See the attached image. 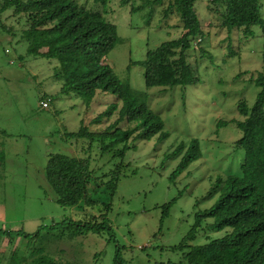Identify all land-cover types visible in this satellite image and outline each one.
I'll return each mask as SVG.
<instances>
[{"label":"rangeland","instance_id":"rangeland-1","mask_svg":"<svg viewBox=\"0 0 264 264\" xmlns=\"http://www.w3.org/2000/svg\"><path fill=\"white\" fill-rule=\"evenodd\" d=\"M77 1L89 10H103L94 0ZM120 2L111 0L107 7L106 17L119 35L109 63L120 81L161 116L167 136L130 144L117 194L110 201L103 194L94 207L65 209L53 200L44 178L46 154L63 148L78 152L74 141L67 143L63 138L77 133L83 124L100 131L113 123L116 117L101 126L91 125L114 97L100 94L87 107L80 98L60 94L57 63L28 55L27 43L21 40L25 22L12 11L1 16L2 26L12 28L16 37H9L0 27V229L30 236L44 230L37 240H0V264L14 246L44 247L51 257L68 264H115L118 254L125 264H181L188 248H176L194 228L196 214L215 204L217 196L210 194L211 189L219 179L241 174L244 152L233 148L241 133L233 126L218 128V124L240 118L239 101L254 105L258 89L250 79L264 70V32L254 28L253 40L240 31L229 34L218 27L217 15L206 9L208 0H200L205 40L188 51L199 83L147 89L140 62L149 49L178 39L181 22L178 17L164 18L166 3L152 11L131 13ZM143 3L137 0L136 5ZM231 50L237 55L230 56ZM47 98L52 99L50 108L43 109L41 103ZM192 139L200 142L201 159L171 180L181 160L173 151ZM95 151L93 166L101 173L121 162L111 157L112 152L101 157ZM108 201L110 211L103 205ZM167 205L171 206L165 215ZM103 214L100 221L113 227L117 243L106 231L63 234L45 230L67 219L90 221ZM212 223V219L204 222L191 245L224 236L209 227Z\"/></svg>","mask_w":264,"mask_h":264},{"label":"trees","instance_id":"trees-1","mask_svg":"<svg viewBox=\"0 0 264 264\" xmlns=\"http://www.w3.org/2000/svg\"><path fill=\"white\" fill-rule=\"evenodd\" d=\"M198 1L143 0L144 3L137 6V0H121V7H129L131 13L145 9L152 11L154 6L166 3L164 18L178 17L181 22L182 35L178 39L149 49L145 60L140 62L147 89L185 88L199 83L195 66L188 62V51L205 40ZM94 2L103 10H89L77 0H0L1 29L9 37H16L12 28L1 23V16L8 11L25 22L21 40L27 43L28 55L57 63L56 77L62 81L60 94L80 98L87 107L100 94L114 97V102L91 125L101 126L106 119L116 117L113 123L100 131H93L83 124L77 133H68L63 138L67 143L74 141L78 152L63 148L46 154L44 178L53 200L65 209L94 207L103 194L110 201L117 194L130 144L167 136L161 116L120 81L109 63V55L119 42L118 28L106 17L111 0ZM208 3L209 10L219 19L218 27L229 34L240 31L244 38L247 36L253 40L254 28L264 32L261 0H208ZM231 55H237V52L231 50ZM250 82L258 89L254 105L239 101L240 118L218 124V128L233 126L241 133L233 147L244 152L241 174L219 179L211 189L210 194L217 196L215 204L196 214L194 228L176 248H188L181 264H264V70L253 75ZM47 100L52 101L51 98L43 101ZM94 150L101 157L112 152L111 157L121 162L110 172L101 173L93 166ZM172 155L181 157L170 177L176 180L191 164L201 159L199 140L192 139L179 145ZM95 156L99 155L95 153ZM109 201L103 204L107 211L112 209ZM170 206H165V215ZM104 216H94L90 221L67 219L45 230L63 234L106 231L117 243L113 227L108 221H100ZM210 219L213 223L209 227L224 236L206 244L191 245L197 239L198 230L203 229L204 222ZM43 230L41 228L30 236L0 229V240L8 239L9 243L16 242V239L18 242L21 239L37 240ZM23 247L14 246L1 262L68 264L51 257L44 247ZM115 264H125L119 254Z\"/></svg>","mask_w":264,"mask_h":264},{"label":"built area","instance_id":"built-area-1","mask_svg":"<svg viewBox=\"0 0 264 264\" xmlns=\"http://www.w3.org/2000/svg\"><path fill=\"white\" fill-rule=\"evenodd\" d=\"M41 106H42L43 109H49V107H50V101L49 100L48 101H43L41 103Z\"/></svg>","mask_w":264,"mask_h":264},{"label":"crops","instance_id":"crops-1","mask_svg":"<svg viewBox=\"0 0 264 264\" xmlns=\"http://www.w3.org/2000/svg\"><path fill=\"white\" fill-rule=\"evenodd\" d=\"M200 1V0H199ZM199 1H198V3H199ZM198 3H197V10H198ZM261 5H262V9H264V0H261ZM206 9L207 10H209V3L207 2V5H206ZM199 12V11H198ZM209 36H210V34L209 33H207ZM99 96V95H98ZM97 96V97H98ZM96 97V98H97Z\"/></svg>","mask_w":264,"mask_h":264}]
</instances>
